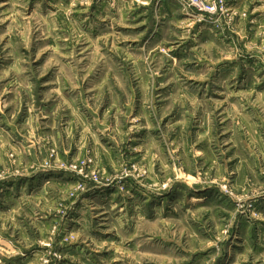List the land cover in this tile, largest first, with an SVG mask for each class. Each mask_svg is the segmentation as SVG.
<instances>
[{"label": "rangeland", "instance_id": "1", "mask_svg": "<svg viewBox=\"0 0 264 264\" xmlns=\"http://www.w3.org/2000/svg\"><path fill=\"white\" fill-rule=\"evenodd\" d=\"M0 0V264H264V0Z\"/></svg>", "mask_w": 264, "mask_h": 264}, {"label": "built area", "instance_id": "2", "mask_svg": "<svg viewBox=\"0 0 264 264\" xmlns=\"http://www.w3.org/2000/svg\"><path fill=\"white\" fill-rule=\"evenodd\" d=\"M201 1L198 0V3H200ZM202 3V2H201ZM223 0H215V2L212 5H205L204 6V10L205 11H209V12H216L219 8V6L222 7Z\"/></svg>", "mask_w": 264, "mask_h": 264}]
</instances>
